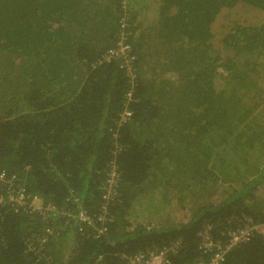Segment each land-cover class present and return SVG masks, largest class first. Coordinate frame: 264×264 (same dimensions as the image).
<instances>
[{
    "label": "trees",
    "instance_id": "obj_1",
    "mask_svg": "<svg viewBox=\"0 0 264 264\" xmlns=\"http://www.w3.org/2000/svg\"><path fill=\"white\" fill-rule=\"evenodd\" d=\"M236 6L264 13V0H0V173L57 209L74 212L76 195L93 222L111 163L119 176L98 236L47 234L51 219L0 205V264H127L160 250L167 264H208L203 234L225 251L218 264H264L262 233L229 243L244 222L264 225V14L218 41L234 57L211 42ZM122 21L133 78L102 60ZM213 170L228 184L190 209L187 194L216 191ZM173 209L191 213L171 220ZM150 212L158 225L143 223Z\"/></svg>",
    "mask_w": 264,
    "mask_h": 264
},
{
    "label": "built area",
    "instance_id": "obj_2",
    "mask_svg": "<svg viewBox=\"0 0 264 264\" xmlns=\"http://www.w3.org/2000/svg\"><path fill=\"white\" fill-rule=\"evenodd\" d=\"M125 22H121L119 39L116 45L108 50L103 56L102 60H119L126 69V71L133 78V64L135 61L134 55L130 54V47L128 46L125 35ZM125 98H131V92H127ZM130 116V112L124 111L120 115V122L126 121ZM119 180L117 168L114 163H111L106 175V182L103 187V193L101 196L102 213L96 221H92L86 214V212L79 206L80 201L76 195L69 196V202L72 201L75 204V210L69 211L61 207L57 209L52 204L44 203L39 196L30 195L24 188L18 185L14 176H8L7 173H0V187L4 188V193L0 195V205H9L15 212L22 211L28 214L38 215L40 218L51 219L54 225L51 228H47L45 231L47 234L56 232L61 228H65L69 231H75L82 234L86 228L92 229L97 236L104 233L106 225V208L107 205L115 197V190ZM63 222V223H62ZM95 222L101 225L97 228ZM60 223V227L58 224ZM253 231L262 233L264 237V225H252L244 222L230 233V244L236 242L247 241ZM201 248L203 253H210V262L208 264H218L223 259L224 252L210 239L208 234L202 236ZM167 252L165 250L139 253L127 258V264H167ZM201 264V263H200Z\"/></svg>",
    "mask_w": 264,
    "mask_h": 264
},
{
    "label": "rangeland",
    "instance_id": "obj_3",
    "mask_svg": "<svg viewBox=\"0 0 264 264\" xmlns=\"http://www.w3.org/2000/svg\"><path fill=\"white\" fill-rule=\"evenodd\" d=\"M227 12V13H226ZM226 12H222V15L217 16L215 21L212 23V30H213V37L214 39L211 41L212 45L214 46V50L220 51V54L218 58H232L234 57V51H229L226 50L224 51L223 48H221L220 44L218 41L224 37V35L232 28L234 29L236 25H245L248 26L250 23H252V20H263V14L261 12L256 11L253 8H244L243 6H236L233 7ZM244 19V20H243ZM264 74V72H263ZM262 83L259 84L262 88H264V80L262 79ZM262 113H264V108L262 109ZM264 116V115H263ZM214 174L217 176V186H216V191H213V194L210 195V192L213 190V185L211 183H207L206 186H209V189H203L204 192L200 193H195V194H190L187 196H190L191 199V207L195 206V202H203L204 200L211 201L215 199L218 195L221 189L225 187L228 184V181H222V177L219 175V172L217 170H213ZM219 191V192H218ZM189 199V198H188ZM171 206V203L168 205L166 209H169ZM174 210V209H173ZM191 211L188 210V212L183 209L182 211L179 209H175L172 213V217L169 216L167 213L165 216L170 217L171 220H177V221H183L186 218L190 216ZM162 217H159L158 214L150 212L148 215L143 216L142 220L144 221L143 223H149L150 225H158L159 222L162 220Z\"/></svg>",
    "mask_w": 264,
    "mask_h": 264
},
{
    "label": "crops",
    "instance_id": "obj_4",
    "mask_svg": "<svg viewBox=\"0 0 264 264\" xmlns=\"http://www.w3.org/2000/svg\"><path fill=\"white\" fill-rule=\"evenodd\" d=\"M259 22H263V20L262 19H259Z\"/></svg>",
    "mask_w": 264,
    "mask_h": 264
},
{
    "label": "bare ground",
    "instance_id": "obj_5",
    "mask_svg": "<svg viewBox=\"0 0 264 264\" xmlns=\"http://www.w3.org/2000/svg\"><path fill=\"white\" fill-rule=\"evenodd\" d=\"M158 188V187H157Z\"/></svg>",
    "mask_w": 264,
    "mask_h": 264
}]
</instances>
